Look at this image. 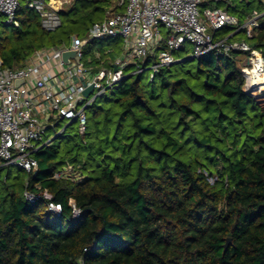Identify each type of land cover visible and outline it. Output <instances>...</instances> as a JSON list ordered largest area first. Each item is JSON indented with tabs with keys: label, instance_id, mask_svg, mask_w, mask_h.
Here are the masks:
<instances>
[{
	"label": "trees",
	"instance_id": "trees-1",
	"mask_svg": "<svg viewBox=\"0 0 264 264\" xmlns=\"http://www.w3.org/2000/svg\"><path fill=\"white\" fill-rule=\"evenodd\" d=\"M126 1L73 0L53 33L19 1V27L0 25L3 66L21 69L38 50L69 48ZM258 2L250 13L245 0L221 3L240 25L261 14L252 38L239 32L229 41L244 34L264 54ZM105 40L84 47L94 72L125 54L101 50ZM177 53L148 80V70L128 66L88 108L84 134L67 126L35 152L36 171L18 168L14 177L16 167H0V264H264V91H247L243 52L195 61ZM45 191L61 215L47 211Z\"/></svg>",
	"mask_w": 264,
	"mask_h": 264
},
{
	"label": "built area",
	"instance_id": "built-area-1",
	"mask_svg": "<svg viewBox=\"0 0 264 264\" xmlns=\"http://www.w3.org/2000/svg\"><path fill=\"white\" fill-rule=\"evenodd\" d=\"M225 1L127 0L123 13L109 12L103 21L91 26L87 38L73 37L69 48L38 50L21 69L4 67L0 57V167L36 171L38 162L34 154L51 143L53 138L47 134L59 122L77 124L79 132L84 134L88 108L128 77V66L136 64L132 74L150 70L153 78L162 67L177 61L175 53L185 51L186 43L194 46L191 58L199 59L210 53L227 57L234 52L247 54L241 72L247 91L252 92L250 89L264 83V80L256 83L257 79H264L263 52L245 40L217 39L216 34L232 27L233 34L244 32L252 38L260 27L261 14L254 11L240 25L227 10L215 7ZM67 3L68 0H27L26 7L36 12L45 31L53 33L62 26L60 12ZM19 7L18 0H0V25L19 27ZM118 37L126 40V56L97 72L85 66L84 47L88 42ZM67 50H75L80 62L72 59L70 64H65L62 53ZM148 58H156L149 69L139 65V61L146 62ZM52 67L58 69L57 75L51 73ZM19 81L23 83L18 86ZM91 85L94 91L86 97L84 91ZM62 175L58 173L55 178L60 179ZM25 195L30 201L38 198L29 193ZM41 196L48 200V212L61 215V204L54 202L47 191ZM71 204L74 217H79L80 211L73 201Z\"/></svg>",
	"mask_w": 264,
	"mask_h": 264
},
{
	"label": "rangeland",
	"instance_id": "rangeland-1",
	"mask_svg": "<svg viewBox=\"0 0 264 264\" xmlns=\"http://www.w3.org/2000/svg\"><path fill=\"white\" fill-rule=\"evenodd\" d=\"M21 2V4L23 6H26V2L27 0H19ZM73 0H68V3L67 5H70ZM234 2L235 5H241L240 2L241 0H232ZM247 3L250 2L251 3V6H247L246 9H247V12H252L254 8H257L258 7V4L259 2L258 1H254V0H245ZM246 3V4H247ZM66 6V4H65ZM64 6V7H65ZM219 7L221 9H224L226 10L227 7H226V4L225 3H221L219 4ZM200 11H203V8L200 9ZM229 12L231 14H233V11L232 10H229ZM229 13V14H230ZM230 14V15H231ZM103 17V13H100V16L99 18ZM83 25V24H82ZM83 31H81V35H83ZM163 33L166 34V31L165 29H163ZM234 33V29L232 27H226L220 31L217 32L216 34V38L217 39H223V38H229L231 35H233ZM83 37V36H82ZM238 39L239 40H244L245 39V35L244 34H240L238 36ZM101 50H103L104 52L107 53V51H111V55L112 56H116L117 54H119L123 49L124 47L126 46V40L122 37H118V38H111V39H108V40H105L103 42H99L98 45H97ZM193 49H194V46L191 44V43H186L185 45V51H181L179 52V55L183 56V57H188L191 55V53L193 52ZM108 54V53H107ZM178 54V53H177ZM94 54H87L85 55V57L83 58V62L84 64L87 66V67H90V66H96V64L92 61V58L94 57L93 56ZM177 55V56H179ZM124 56H126V54H124ZM245 58L246 56H240L239 58H237V65L240 69L243 68V65H244V62H245ZM152 74V71H148L146 72V76H145V79L148 80V77ZM247 87V85H245ZM249 88V87H248ZM252 92V94H259L261 93L263 90H264V83L260 84V85H257L256 87H254L253 89H250ZM110 95V94H109ZM68 125V122H59L58 125L52 129L51 131L48 132L47 134V137L49 138H54L55 135L57 133H60L63 129L66 128V126ZM78 125L77 124H74L72 129H68V132L70 133H73L75 128H77ZM19 174V169L18 168H14V171H13V175L14 177L15 176H18Z\"/></svg>",
	"mask_w": 264,
	"mask_h": 264
},
{
	"label": "water",
	"instance_id": "water-1",
	"mask_svg": "<svg viewBox=\"0 0 264 264\" xmlns=\"http://www.w3.org/2000/svg\"><path fill=\"white\" fill-rule=\"evenodd\" d=\"M76 60L77 62H80V59L77 57V52L75 50H67L64 51L62 53V60L65 64H70L71 60ZM197 58H192L191 61H195ZM116 69V67H114ZM23 83V81H19L17 82V85H21ZM94 91V86L91 85L89 86L85 91H84V95L86 97H89ZM73 125V123L69 124L68 126ZM231 240L228 239L227 244L225 245V249H227V247L229 246Z\"/></svg>",
	"mask_w": 264,
	"mask_h": 264
},
{
	"label": "crops",
	"instance_id": "crops-1",
	"mask_svg": "<svg viewBox=\"0 0 264 264\" xmlns=\"http://www.w3.org/2000/svg\"><path fill=\"white\" fill-rule=\"evenodd\" d=\"M113 5H115V3ZM112 7H113L112 9L114 10L115 9V6H112ZM125 8H126V5H125V7L123 9L116 10V11H119V13H116V14L123 13L125 11ZM2 25H4V24H1V26ZM124 51H125V54H126L125 47H124ZM52 66H54V65H52ZM89 68H92L93 69L94 67H89ZM51 73L54 74V75H57L59 73V71H58V69L56 67H52Z\"/></svg>",
	"mask_w": 264,
	"mask_h": 264
},
{
	"label": "bare ground",
	"instance_id": "bare-ground-1",
	"mask_svg": "<svg viewBox=\"0 0 264 264\" xmlns=\"http://www.w3.org/2000/svg\"><path fill=\"white\" fill-rule=\"evenodd\" d=\"M262 80H264V79H257L256 83L262 82Z\"/></svg>",
	"mask_w": 264,
	"mask_h": 264
}]
</instances>
